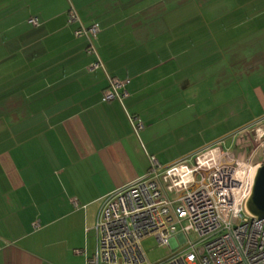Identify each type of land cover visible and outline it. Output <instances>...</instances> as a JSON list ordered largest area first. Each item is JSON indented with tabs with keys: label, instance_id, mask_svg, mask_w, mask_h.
Masks as SVG:
<instances>
[{
	"label": "crops",
	"instance_id": "1",
	"mask_svg": "<svg viewBox=\"0 0 264 264\" xmlns=\"http://www.w3.org/2000/svg\"><path fill=\"white\" fill-rule=\"evenodd\" d=\"M67 1L0 0V264H86L104 197L149 156L219 142L248 160L264 127V0H75L123 103Z\"/></svg>",
	"mask_w": 264,
	"mask_h": 264
},
{
	"label": "built area",
	"instance_id": "2",
	"mask_svg": "<svg viewBox=\"0 0 264 264\" xmlns=\"http://www.w3.org/2000/svg\"><path fill=\"white\" fill-rule=\"evenodd\" d=\"M68 22L76 36L88 39L87 52L95 56L88 69L107 77L103 100L123 103L127 80L112 77L94 43L96 24L86 25L68 0ZM30 22L37 25L39 19ZM133 132L143 123L128 113ZM248 160L214 143L191 157L164 164L149 156L147 172L104 197L95 228L99 242L86 264H264V217L248 212L250 197L264 156V127L254 129ZM195 234L196 240L192 237ZM155 236L177 250L158 263L148 261L143 240ZM81 252V251H78Z\"/></svg>",
	"mask_w": 264,
	"mask_h": 264
},
{
	"label": "rangeland",
	"instance_id": "3",
	"mask_svg": "<svg viewBox=\"0 0 264 264\" xmlns=\"http://www.w3.org/2000/svg\"><path fill=\"white\" fill-rule=\"evenodd\" d=\"M167 2H168V5H171V7L176 6L175 4H173V1H171V0H168ZM198 14H199L200 18L203 19V16L201 14L206 15L207 13L205 11H204V13L200 11ZM231 139H232L231 137H230V139H228V140H230V143H229L230 145L232 143ZM241 145L238 144L236 149L242 147ZM196 237H197V235L195 236V234H192L191 238L196 240ZM156 239L157 238L155 236H149L148 238H145L142 242L144 250L146 251L148 261L151 263L161 262V261L165 260L166 258H168L172 254V251L177 250L176 248H173L171 245L160 244L158 242V240H156Z\"/></svg>",
	"mask_w": 264,
	"mask_h": 264
},
{
	"label": "water",
	"instance_id": "4",
	"mask_svg": "<svg viewBox=\"0 0 264 264\" xmlns=\"http://www.w3.org/2000/svg\"><path fill=\"white\" fill-rule=\"evenodd\" d=\"M254 186L247 199L248 212L259 218L264 217V162L255 174Z\"/></svg>",
	"mask_w": 264,
	"mask_h": 264
}]
</instances>
